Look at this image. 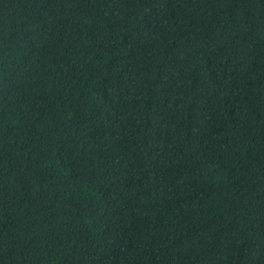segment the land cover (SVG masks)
I'll return each mask as SVG.
<instances>
[{
  "label": "trees",
  "instance_id": "trees-1",
  "mask_svg": "<svg viewBox=\"0 0 264 264\" xmlns=\"http://www.w3.org/2000/svg\"><path fill=\"white\" fill-rule=\"evenodd\" d=\"M0 264H264V0H0Z\"/></svg>",
  "mask_w": 264,
  "mask_h": 264
}]
</instances>
